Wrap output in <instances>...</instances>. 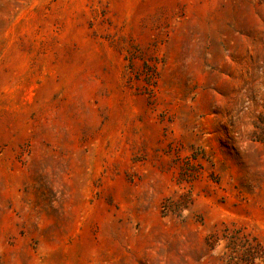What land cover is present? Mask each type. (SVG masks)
I'll list each match as a JSON object with an SVG mask.
<instances>
[{"label": "rangeland", "instance_id": "rangeland-1", "mask_svg": "<svg viewBox=\"0 0 264 264\" xmlns=\"http://www.w3.org/2000/svg\"><path fill=\"white\" fill-rule=\"evenodd\" d=\"M0 264H264V0H0Z\"/></svg>", "mask_w": 264, "mask_h": 264}]
</instances>
